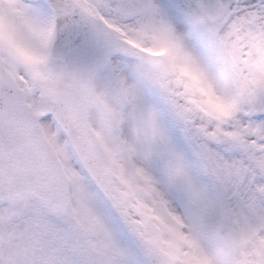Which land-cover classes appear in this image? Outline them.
Segmentation results:
<instances>
[{
  "label": "snow or ice",
  "instance_id": "snow-or-ice-1",
  "mask_svg": "<svg viewBox=\"0 0 264 264\" xmlns=\"http://www.w3.org/2000/svg\"><path fill=\"white\" fill-rule=\"evenodd\" d=\"M0 264H264V0H0Z\"/></svg>",
  "mask_w": 264,
  "mask_h": 264
}]
</instances>
